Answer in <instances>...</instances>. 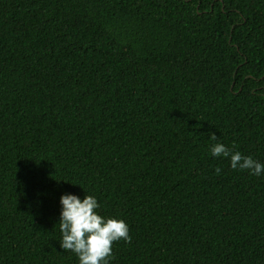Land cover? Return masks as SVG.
Instances as JSON below:
<instances>
[{
  "label": "trees",
  "instance_id": "16d2710c",
  "mask_svg": "<svg viewBox=\"0 0 264 264\" xmlns=\"http://www.w3.org/2000/svg\"><path fill=\"white\" fill-rule=\"evenodd\" d=\"M212 132L264 164V0H0V264H79L67 193L126 222L109 264H264Z\"/></svg>",
  "mask_w": 264,
  "mask_h": 264
},
{
  "label": "clouds",
  "instance_id": "9594fccd",
  "mask_svg": "<svg viewBox=\"0 0 264 264\" xmlns=\"http://www.w3.org/2000/svg\"><path fill=\"white\" fill-rule=\"evenodd\" d=\"M210 139L215 141L210 147L211 154L229 158L232 169L247 170L256 176L264 172V164L235 150V145L228 147L218 142L214 132L210 133ZM60 203V247L75 253L79 264H109L113 258V242L121 239L131 242L126 222L97 213L100 205L95 196L86 194L81 200L79 196L67 193L61 195Z\"/></svg>",
  "mask_w": 264,
  "mask_h": 264
}]
</instances>
